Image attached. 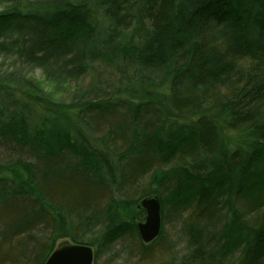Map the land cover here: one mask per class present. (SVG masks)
Returning <instances> with one entry per match:
<instances>
[{
  "label": "trees",
  "instance_id": "obj_1",
  "mask_svg": "<svg viewBox=\"0 0 264 264\" xmlns=\"http://www.w3.org/2000/svg\"><path fill=\"white\" fill-rule=\"evenodd\" d=\"M0 8V55L44 74L0 80V147L22 155L0 164V264L67 242L93 264L121 242L144 264H264V0Z\"/></svg>",
  "mask_w": 264,
  "mask_h": 264
},
{
  "label": "rangeland",
  "instance_id": "obj_2",
  "mask_svg": "<svg viewBox=\"0 0 264 264\" xmlns=\"http://www.w3.org/2000/svg\"><path fill=\"white\" fill-rule=\"evenodd\" d=\"M1 11V8H0ZM94 74H90V77L80 83L81 88H86L88 83L90 82V78H92ZM31 78L35 80H43L44 74L40 69H34L30 65L23 63L22 61L18 60L16 56L10 55H0V80L9 79L12 83H17L18 78ZM69 92L62 93V98L65 101H71L72 95H68ZM80 92H78L77 96L79 97ZM19 156H22L18 153H12L10 150H6L4 147H0V164H6L12 159H17ZM27 158L26 156H24ZM180 227L181 224H173L168 225L167 228L171 233V236L179 243V249H183L184 241L182 240V235H180ZM180 238V240H179ZM183 241V242H182ZM130 243V242H128ZM127 242H121L116 244L113 249L109 252V254L105 255L100 259V263L106 262L108 260L109 264H144L143 262L139 261V257L136 253L133 255L129 253L127 249Z\"/></svg>",
  "mask_w": 264,
  "mask_h": 264
},
{
  "label": "water",
  "instance_id": "obj_3",
  "mask_svg": "<svg viewBox=\"0 0 264 264\" xmlns=\"http://www.w3.org/2000/svg\"><path fill=\"white\" fill-rule=\"evenodd\" d=\"M146 212L144 222L138 224V231L145 243H151L162 229V206L158 197H148L141 202ZM94 250L85 245L71 242L59 245L50 255L46 264H93Z\"/></svg>",
  "mask_w": 264,
  "mask_h": 264
}]
</instances>
